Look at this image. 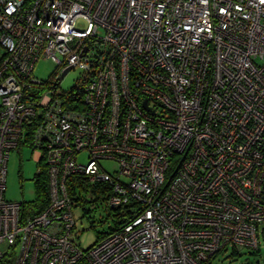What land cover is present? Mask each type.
<instances>
[{
    "label": "built area",
    "instance_id": "built-area-1",
    "mask_svg": "<svg viewBox=\"0 0 264 264\" xmlns=\"http://www.w3.org/2000/svg\"><path fill=\"white\" fill-rule=\"evenodd\" d=\"M0 44V264H212L260 248L264 0H0ZM42 58L57 66L47 82ZM26 146L37 175L46 164L39 212L5 198ZM96 185L125 222L83 251L74 209Z\"/></svg>",
    "mask_w": 264,
    "mask_h": 264
},
{
    "label": "rangeland",
    "instance_id": "rangeland-1",
    "mask_svg": "<svg viewBox=\"0 0 264 264\" xmlns=\"http://www.w3.org/2000/svg\"><path fill=\"white\" fill-rule=\"evenodd\" d=\"M83 21L78 22V27H84ZM3 50L0 48V55ZM56 64L49 59L42 58L35 67L34 76L43 82H47L56 70ZM81 71L71 70L60 85L62 91H69L76 86ZM20 153L17 150L11 152L7 164V180L5 198L12 203H26L30 205L36 198L35 179L39 171V165L35 159L38 151L30 147H21ZM79 162L85 163L87 156L82 154ZM102 165L109 171L115 168L113 162H103ZM105 195L96 190L94 193L89 190L82 195V202L74 209L76 228L72 233V239L81 250L86 251L93 247L102 233H107L113 226L109 218V210L104 200ZM264 229V226H261ZM260 249L242 250L238 255L228 247L222 251L212 264H264V233L259 236Z\"/></svg>",
    "mask_w": 264,
    "mask_h": 264
},
{
    "label": "trees",
    "instance_id": "trees-1",
    "mask_svg": "<svg viewBox=\"0 0 264 264\" xmlns=\"http://www.w3.org/2000/svg\"><path fill=\"white\" fill-rule=\"evenodd\" d=\"M0 48L3 50V54L0 55V63H1L2 59L6 56L7 53L4 50V48L1 46V44H0ZM40 165H41V173L39 175H37L36 179H35L37 198L30 205L26 204L27 208H30L31 211H37V212L43 210L44 207L48 203L47 171H46V168H45L46 164H45L44 160L41 161ZM100 187H101V185H96L95 189H93L92 191L95 193V190L100 188ZM104 200L107 201V198L105 197ZM109 213H110L109 218H111V220L113 222V226L110 227V229H109V231L107 233H102L99 236L96 244L101 239H103L105 236L111 234L112 232H115V231L119 230L123 226V223L125 222V220L123 218V214H121L120 211L109 210ZM259 249L256 250V251L259 252ZM233 253L235 255H238L240 252L239 253L233 252Z\"/></svg>",
    "mask_w": 264,
    "mask_h": 264
},
{
    "label": "water",
    "instance_id": "water-1",
    "mask_svg": "<svg viewBox=\"0 0 264 264\" xmlns=\"http://www.w3.org/2000/svg\"><path fill=\"white\" fill-rule=\"evenodd\" d=\"M68 73V70L64 72V74L62 75V77L60 78V80H62Z\"/></svg>",
    "mask_w": 264,
    "mask_h": 264
}]
</instances>
